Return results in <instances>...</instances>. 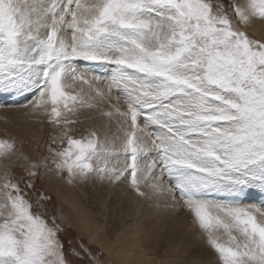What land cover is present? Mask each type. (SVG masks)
<instances>
[{
	"label": "snow or ice",
	"instance_id": "obj_1",
	"mask_svg": "<svg viewBox=\"0 0 264 264\" xmlns=\"http://www.w3.org/2000/svg\"><path fill=\"white\" fill-rule=\"evenodd\" d=\"M233 7L236 20L223 5L214 11L211 0H0V88L35 86L33 107L68 125L74 121L65 112L85 101L65 90L66 81L100 79L89 80L75 62L114 65L111 84L127 90V111H116L130 121L123 150L138 194H146L141 180H151L155 194L189 210L221 264H264V200L244 202L251 187L264 189V40L244 30L264 21V0ZM141 116L145 127L163 129L148 134L150 146L138 135ZM98 143L95 132L68 136L56 167L70 177L86 173ZM13 148L0 140V155ZM152 150L141 167L138 157ZM3 187L0 264H66L55 220L49 227L33 214L18 185ZM214 193L229 199H211Z\"/></svg>",
	"mask_w": 264,
	"mask_h": 264
},
{
	"label": "rangeland",
	"instance_id": "obj_2",
	"mask_svg": "<svg viewBox=\"0 0 264 264\" xmlns=\"http://www.w3.org/2000/svg\"><path fill=\"white\" fill-rule=\"evenodd\" d=\"M211 3L214 11L223 5L224 13L236 20L233 5H244L247 0H211ZM254 26L251 22L244 30L250 37L264 40V33L254 32ZM44 34L45 30L41 29V36ZM67 34L71 36V30L62 33L69 42ZM75 64L83 71L77 62ZM106 64L104 69L109 80L100 77L91 85L66 81L72 87L65 90L85 101L77 105L75 112H65L67 118L74 121L68 125L52 123L49 114L33 107L37 95L35 86L23 91L0 88V92L6 91L15 99L11 103L21 96L15 105L0 106V140L14 145L11 152L0 155V205L6 202L4 193L8 190L4 189V183L10 181L18 185L19 194L33 205V214L41 215L49 227L54 226L52 221L55 220L66 264H221L219 254L208 243L189 210L173 206L167 193L155 194L150 187L151 180L139 183L140 191L146 193L144 196L133 187L131 154L123 150L130 121L116 111L117 108L127 111V90L111 85L114 65ZM86 76L91 80L96 75L87 72ZM97 89L104 95H97ZM138 123L145 129L138 135L150 146L148 134L155 132L146 129L143 116L138 117ZM156 127L163 131L159 125ZM65 130L67 136H64ZM91 132L99 138L100 151L90 161V170L70 177L66 169L61 171L56 167L55 153L67 147L68 136L87 139ZM154 156L155 150H152L138 157L141 167ZM32 172L36 175H30ZM121 172L123 175L116 179ZM29 182L32 187L28 186ZM163 183L171 184L165 179ZM0 211L7 212V209ZM127 211L134 215L127 217ZM119 217H127L133 228L136 225V230L141 228L138 233L144 255L128 257L122 252L121 244L115 243L114 230L120 223ZM152 220L160 224L157 230L149 232L146 241L145 232L152 228L149 227L154 224ZM218 235L226 242V236Z\"/></svg>",
	"mask_w": 264,
	"mask_h": 264
},
{
	"label": "bare ground",
	"instance_id": "obj_3",
	"mask_svg": "<svg viewBox=\"0 0 264 264\" xmlns=\"http://www.w3.org/2000/svg\"><path fill=\"white\" fill-rule=\"evenodd\" d=\"M255 26L253 27L254 28V32H257V33H264V21H261L259 19H257V22H254L252 21ZM69 36V42H71V36L69 34H67ZM108 65V64H107ZM82 71V70H81ZM110 77V76H109ZM103 80V79H102ZM109 80V79H108ZM110 82V81H109ZM110 84V83H109ZM112 85V84H111ZM110 87V86H109ZM111 89V88H110ZM10 95V94H9ZM12 95V94H11ZM157 126V125H156ZM160 130V129H159ZM152 133V132H151ZM149 191V189H148ZM137 196V195H135ZM134 196V197H135ZM138 198H140L139 196H137ZM136 197V198H137ZM157 197V195H156ZM140 200V199H139ZM138 200V201H139ZM134 201V200H133ZM136 201V200H135ZM137 201V202H138ZM134 203V202H133ZM138 203H141V201H139ZM136 204V203H134ZM139 206V209H140V205L138 204ZM134 207V206H133ZM132 208V207H131ZM134 209V208H133ZM132 209V210H133ZM137 211V210H135ZM135 213V212H134ZM139 214V212H137ZM136 213V214H137ZM133 214V213H132ZM131 212L130 211H127V217H130L131 215ZM135 214V215H136ZM134 215V214H133ZM137 216V215H136ZM124 218V217H119L120 219V223L116 225L115 227V230H114V237H115V243L116 244H121V249H122V252L125 253L128 257L130 256H135V255H144V252L143 251V247H142V244H141V241L139 239V233L138 231H140L139 228L138 230H136V225L135 227L133 228V225L130 221H128V219ZM155 220V219H154ZM122 221V222H121ZM153 221V220H152ZM151 226L149 227H152L151 229L147 230L146 235L144 237V240H146L148 238V235H149V232L151 231H155L158 229L159 227V222L157 221H153ZM147 226V225H146ZM139 227V226H138ZM147 229V228H146ZM144 229V231L146 230ZM132 230V231H130ZM142 233V232H141ZM148 241V239L146 240ZM143 257V256H142ZM142 257H139L138 261H141Z\"/></svg>",
	"mask_w": 264,
	"mask_h": 264
},
{
	"label": "trees",
	"instance_id": "obj_4",
	"mask_svg": "<svg viewBox=\"0 0 264 264\" xmlns=\"http://www.w3.org/2000/svg\"><path fill=\"white\" fill-rule=\"evenodd\" d=\"M230 18H232L233 20H235V17H233V16H230Z\"/></svg>",
	"mask_w": 264,
	"mask_h": 264
}]
</instances>
